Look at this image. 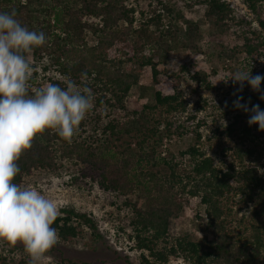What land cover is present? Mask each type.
I'll return each instance as SVG.
<instances>
[{"label": "trees", "instance_id": "1", "mask_svg": "<svg viewBox=\"0 0 264 264\" xmlns=\"http://www.w3.org/2000/svg\"><path fill=\"white\" fill-rule=\"evenodd\" d=\"M241 3L255 16L252 21L257 27L252 21L238 20L223 0H200L198 4L204 5L207 25L224 33L234 29L242 42L236 49L246 56H260L264 49V0ZM13 10L23 26L47 37L29 58L44 73L39 82H34L38 71L33 66L30 82H34L35 89L31 93L49 83L65 88L64 81L71 79L78 88H90L94 96L93 108L70 142L52 129L37 134L17 161L20 173L15 183L21 185L33 172L56 173L69 164L104 191L133 196L125 202L131 212L126 237L131 248L140 253L139 264H167L179 259L182 264H264V132L258 125L248 124L252 106L259 105L264 110V100L260 98L264 81L260 92L245 82L234 101L242 97L240 103L246 104L249 111L233 103L224 112L226 123L215 126L212 133L220 140L217 163L200 148L203 122L186 127L195 119L193 114L180 122L178 115L187 110L181 93L164 95L155 91L152 104L126 112L125 99L137 85L138 77L125 68L142 53L147 28L153 25L158 32L155 56L161 59L171 49L161 12L153 11L139 29H133L136 7L125 5L123 0H0V12ZM199 27L196 22H187L184 49H199ZM117 44L130 48L132 54L110 56ZM236 49L225 48L222 54L231 59ZM138 61L141 66H151L155 79L157 70L152 59L141 56ZM188 69L187 65L180 66L183 73L190 74ZM257 74L264 76V63L252 72L253 76ZM189 77L205 89L210 88L203 72L197 70ZM186 135L192 136L193 143L180 154L189 158V169L179 173L178 163L173 158H161L158 151L164 140ZM161 164L164 174L154 170ZM195 197L204 207L203 229L210 232V247L205 249L187 237L168 245L170 218ZM53 227L59 244L81 242L84 247L94 248L102 240L96 221L72 209L62 210ZM23 263L0 254V264ZM55 264L90 263L61 257Z\"/></svg>", "mask_w": 264, "mask_h": 264}, {"label": "rangeland", "instance_id": "2", "mask_svg": "<svg viewBox=\"0 0 264 264\" xmlns=\"http://www.w3.org/2000/svg\"><path fill=\"white\" fill-rule=\"evenodd\" d=\"M200 0H123L127 6L136 7L133 29H139L147 17L153 11L161 12L162 27L166 32L171 49L161 59L153 53L156 51L158 32L150 25L147 29L145 47L138 55L136 61L126 64L125 70L138 77V83L132 87L125 99L126 112L139 111L145 104L153 103V93L159 91L162 94L181 93L187 104L184 114H179L180 122L187 121L191 114L195 119L186 124L193 127L198 121H202L200 127V148L217 161L220 140L213 135L216 125L225 124L224 112L234 103V98L240 92V84L234 83L231 74L237 70L257 71L264 63V49L260 56H246L240 49L241 40L234 29L218 32L211 25H207L203 19L204 5L198 4ZM235 12L238 20L245 19L248 22L255 16L241 3V0H223ZM160 3V4H159ZM161 5L167 7L164 10ZM263 17L264 14L261 13ZM192 21L200 25L201 39L198 42L199 49L196 52L184 49L182 42L185 41V27L187 22ZM253 26L257 24L253 22ZM89 39L90 34L87 33ZM133 37L128 38L129 44ZM236 49L233 58L229 59L222 54L223 49ZM122 52L132 54L130 48H124L117 44L111 51L110 56L122 55ZM150 57L155 65L157 74L152 77L151 66H141L139 58ZM38 71L36 81L43 76L40 65L33 63ZM181 65H187L191 73L203 72L209 81L210 88L205 89L189 77L190 74L180 70ZM39 80V81H38ZM34 82H30V93L34 91ZM245 85V82L243 86ZM45 87V86H44ZM123 116V112L119 113ZM189 122V121H188ZM191 125V126H190ZM191 135L183 137L173 136L170 140H164L159 156L166 160L173 158L178 163V172L181 169H189V158L181 156V152L192 145ZM218 163V161H217ZM66 169L56 173L33 172L27 176L23 183L24 187L34 188L46 198L56 202L59 213L64 209H72L76 213L91 216L97 223L98 232L101 234V242L91 248L84 247L83 243L59 244L57 243L46 254L42 264H55L61 257H66L74 262H88L90 264H139V252L133 250L126 234L129 232L128 222L131 217L130 208L125 205L133 196H120L104 191L91 177H83L77 169L65 164ZM145 168V166H144ZM164 174V166L161 164L154 168ZM241 215L238 214L237 218ZM205 215L204 207L199 198H190L179 214L169 220L167 243H174L175 239L187 237V239L199 243L203 248L211 245L209 230H204ZM162 244V243H161ZM159 244V246H161ZM0 254L13 261L21 260L23 264H29L30 258L19 242L15 246H9L0 241ZM167 264H182L181 260H169Z\"/></svg>", "mask_w": 264, "mask_h": 264}, {"label": "clouds", "instance_id": "3", "mask_svg": "<svg viewBox=\"0 0 264 264\" xmlns=\"http://www.w3.org/2000/svg\"><path fill=\"white\" fill-rule=\"evenodd\" d=\"M15 17V10L0 12V241L9 246L19 242L30 258L29 264H42L59 241L53 224L60 213L55 201L15 183L20 173L17 161L46 129L70 142L93 108L94 96L90 88H78L71 79L64 81L65 88L49 83L30 93L35 68L29 58L47 37L29 30ZM82 78L86 79V74ZM230 80L240 84L239 91L247 82L253 91L260 92L264 76H253L251 69L237 70ZM260 98L264 100V94ZM241 99L235 100L234 106L248 112ZM251 113L249 126L258 125L264 132V110L254 105Z\"/></svg>", "mask_w": 264, "mask_h": 264}]
</instances>
